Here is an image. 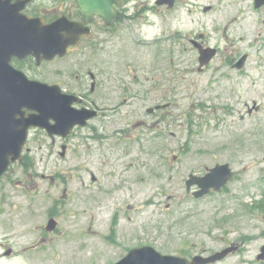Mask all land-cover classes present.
<instances>
[{
    "label": "rangeland",
    "instance_id": "obj_1",
    "mask_svg": "<svg viewBox=\"0 0 264 264\" xmlns=\"http://www.w3.org/2000/svg\"><path fill=\"white\" fill-rule=\"evenodd\" d=\"M55 5V0H37L34 7L44 11ZM141 6L147 9L148 22L136 30L134 26L140 24V18L138 23L124 20V34L138 44L149 41L151 47H147V43L144 47L137 44L131 47H138L135 56L144 67L134 68L132 73L123 72L131 88L123 90L118 97L124 98L128 93L137 100L132 106H121L120 113L123 116L136 107L137 113L145 116L147 107L167 101L171 106L156 112L160 118L155 114L154 127L149 132L133 131L139 133L138 139L133 137L135 141H126L119 135L118 140H112L106 147L94 148L96 141L88 142L83 138L92 134L90 125L99 132V121H91L68 140L70 149L64 158L48 157L45 144L50 138L32 129L27 147L32 150L35 166L26 170L47 177L62 171L66 177L87 181L89 175L81 168L86 158L84 146L78 144V140L84 139L87 145L93 146L90 170L100 179L104 170L102 160L111 159L110 162L122 168L121 163L129 161L128 157L122 158L120 151L113 153L117 147L129 146L133 149L134 161L130 173L137 180L129 187L137 193L134 200L139 206L137 225L144 232L140 239L153 241L152 245L164 254L183 255L187 252L184 246L193 248V243L197 247L190 250V254L202 250L207 254L239 240L242 234L259 232L246 242L241 252L220 264H261L255 256L264 244V220L261 219L264 210L253 203L263 198L260 189L264 188V5L255 8L253 0H176L174 8L166 11L157 10L155 0H130L129 11ZM205 6L211 8L204 11ZM199 34L206 45L219 50L200 72L197 70L198 51L189 41L199 38ZM154 39H161L158 48ZM104 49L100 46L95 50L114 63L113 52L104 53ZM245 53L248 58L244 68H231L227 57L236 60ZM100 64L101 56L97 54L94 58L76 55L54 59L41 65V77L54 82L57 72L70 69L72 79L79 75L88 83L86 70L98 71ZM76 84L74 81V86ZM86 88L89 85L86 84ZM99 149L103 156L97 155ZM174 155L180 158L173 159ZM216 163H228L237 173L235 179L228 184V191L214 192V198L209 196L197 201L199 212L185 218L181 201L187 174ZM107 168L110 169V164ZM74 198L67 197L64 209H73L76 203L83 208L76 195ZM169 203L172 207L167 215L165 206ZM67 221L62 226L67 225ZM101 251L105 263L98 264H109L119 257L118 249ZM82 252L88 263L96 257L94 250L87 248Z\"/></svg>",
    "mask_w": 264,
    "mask_h": 264
},
{
    "label": "flooded vegetation",
    "instance_id": "obj_2",
    "mask_svg": "<svg viewBox=\"0 0 264 264\" xmlns=\"http://www.w3.org/2000/svg\"><path fill=\"white\" fill-rule=\"evenodd\" d=\"M77 1L55 0L57 5L52 7L51 10L44 9V11H40L38 9L39 11H37L36 8L38 7H34L37 0H34L26 6L24 13L29 17L41 16L46 22H50L59 16H66L70 20L82 22L85 17L81 13ZM111 3L113 5L111 14L114 19L110 24L106 23L103 15L90 14V20L84 23V27L86 26L89 31L88 34L80 39L77 46L71 48L69 54L54 58L63 59L76 55L94 58L96 54L100 55L99 70H86L85 76L89 80L88 83L82 81V77L79 75H74L73 80L70 69L63 73L61 71L57 72L58 78L54 82L44 81L41 77L40 67L47 60H42L39 64H36V59L31 55L22 58L13 56L10 60L11 65L23 72L28 79L58 85L64 93H73L82 99L80 103L74 104L76 108H87L96 112L92 118L86 121L84 126L74 127L69 136L65 138L58 135L51 137L47 131L35 129L50 138L49 143L45 144L48 157L59 155L64 158L70 149L68 140L79 129L90 125L91 121H99V132L90 125L88 128L92 134L83 138L88 139V142L96 141L97 144L94 145V148L97 145L106 147L112 140H118L119 135L125 137L126 141L130 139L135 141L133 137L138 139L139 133H133V131L144 130L149 132L154 127L153 117L160 110L150 112L151 107H147L145 109L146 115L142 116L137 113V108L134 107L122 116L120 113L121 106H132L137 98L133 94L128 96V93L124 98L120 99L118 97L119 94L123 93V90L131 88L123 78V72L132 73L134 68L137 70L144 67L135 56L138 47L135 49L131 47L136 44L144 47L146 43L148 44L147 47H151L149 41H142L143 44H138L134 40H130L124 34L126 26L123 21L130 20L138 23L140 21L138 18H140V24L134 26L138 30L140 25L148 22L145 15L147 9L145 6H141L136 10L129 11L130 0H111ZM155 5L157 10H171L166 6L157 5L156 2ZM133 7L135 8L134 5ZM37 13L38 15H36ZM134 38H136V35ZM160 40L154 39L157 48ZM189 41L194 48L196 47L193 41H197L204 47L208 46L200 38H191ZM100 46L105 48L104 53L109 50L113 52L114 56L111 57H114V63L112 59H106L107 55L95 50ZM214 48L216 49L215 58L219 54V50L217 47ZM185 49L186 47L183 46V50ZM227 58H230L227 62L232 66L235 60H232L231 57ZM65 76L66 79L63 78ZM74 81L77 83L76 86H74ZM86 84L89 85L88 89ZM97 92H99V96H96ZM168 104L167 107L169 108L171 103L168 102ZM157 105H160V103L155 106ZM156 116L160 118L158 114ZM149 117L151 119H148ZM85 140H78V144L84 146L86 158L81 168L89 175L87 181L66 177L62 171L55 172L53 177L30 172L29 170H32L35 166V161L32 150L27 147V141L23 145L21 157L14 162H10L8 168L0 175V264H98L101 261L105 263V257L101 250L118 249L119 257L109 261V264H114L122 260L131 249L143 246L156 248L152 245L153 241L140 239V234L144 232L140 231L137 225L136 217L139 206L134 203L137 193L135 190L131 191V187H129L136 180L130 173L134 162L133 149H130L129 146L115 148L113 154L120 151L122 158L128 157L129 161H123L121 163L123 167L119 168L116 165L117 163L110 162L111 159L108 158V161H106V158H104L102 160L104 170L100 173L101 178L98 179L90 170L94 158L91 154L93 146L89 143L87 145ZM55 149L56 152H54ZM62 150L63 155H61ZM97 155L103 156L100 149ZM176 158H180V156L174 155L173 159ZM116 161L119 163V160ZM107 164H110V169L107 168ZM213 166H204L201 167L202 169L200 168L201 170L187 174L182 195L184 200L181 201V213L185 218L195 216V211L199 212L197 201L209 196L214 198V192H216L214 188H211L202 196H196L195 193L200 190L197 184L193 183L187 186V181L191 176H203ZM35 174L38 177H34ZM236 174L234 171L231 181L235 179ZM228 184L219 191H228ZM260 194L263 196L260 200L262 202L257 203L259 207L256 208L264 210V188L260 189ZM75 195L76 200L83 205V208L81 209L76 203L73 205V209H64L67 197L71 196L74 200ZM171 207V203L165 206L167 215ZM66 219H68L67 225L62 226ZM261 219L264 220V213ZM50 220L53 222L51 227L49 226ZM242 235L239 240L230 241L223 247L210 251L215 253L226 247L231 246L234 248L225 257L213 261L211 264H220L231 255L241 252L246 242L258 236L259 232L257 235ZM221 239L225 240L224 237ZM262 246L264 244L261 245L260 250ZM196 247V243H193V248L184 246L183 249L187 252L181 256L191 259L195 254H200L199 252L190 254V250ZM87 248L96 251V257H92L89 260L90 263L87 262L82 252ZM121 250H124L125 253H122ZM203 251L202 253H204ZM258 254L255 256L256 261L264 264V260L258 259Z\"/></svg>",
    "mask_w": 264,
    "mask_h": 264
},
{
    "label": "water",
    "instance_id": "obj_3",
    "mask_svg": "<svg viewBox=\"0 0 264 264\" xmlns=\"http://www.w3.org/2000/svg\"><path fill=\"white\" fill-rule=\"evenodd\" d=\"M30 1L0 0V175L10 162L20 158L30 127L45 129L51 137L54 134L67 136L73 126L84 125L88 118L96 114L86 108H73L72 103L79 102L80 99L62 93L58 85L29 80L10 65L11 57L32 55L39 64L42 59L63 56L88 33L83 24L90 19V14L103 15L108 24L114 19L111 14V0H78L81 13L85 15L83 22H72L61 16L45 23L41 17L29 18L21 13ZM174 2L175 0H156L158 5L165 4L168 8H171ZM254 2L256 8L264 4V0ZM210 8L206 6L204 10ZM195 45L199 51L198 70H202L214 56L215 49L202 48L196 42ZM245 60L246 55H243L233 67L241 69ZM27 110L30 112L26 113ZM232 176L233 172L227 163L216 164L204 176H191L187 186L197 184L200 190L195 195L202 196L210 188L219 190ZM49 226H53L51 220ZM230 250H233L232 247L206 257L197 255L189 262L178 256L160 254L151 247H140L129 251L124 259L116 264H207L222 258ZM262 258L264 246L258 255V259Z\"/></svg>",
    "mask_w": 264,
    "mask_h": 264
}]
</instances>
